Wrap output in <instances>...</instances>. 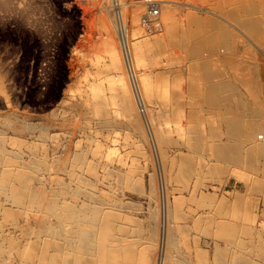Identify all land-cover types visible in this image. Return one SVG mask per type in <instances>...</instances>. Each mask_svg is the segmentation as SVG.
<instances>
[{
  "label": "bare ground",
  "instance_id": "6f19581e",
  "mask_svg": "<svg viewBox=\"0 0 264 264\" xmlns=\"http://www.w3.org/2000/svg\"><path fill=\"white\" fill-rule=\"evenodd\" d=\"M167 3L163 6L165 23L173 18ZM219 3V9L239 25H220L212 18L205 21L194 19L193 29L171 25L169 31L172 46L181 51L182 57L178 61L187 62L189 71L199 79L198 87L189 91L190 110L181 115L185 120L179 121L175 130L180 138L176 140L180 148L184 147L188 152L180 149L176 157L177 176L184 182L193 175L199 177L194 191H190L198 194L194 199L202 209L198 212L197 209L192 210L197 213L192 214L191 223L179 225L169 221L162 228L159 222L148 238L150 233L147 237L144 235V227L130 212L127 203L116 199L100 184L91 182L85 173H78L90 171L88 166L87 170L84 168L87 161L83 153H77L71 165L64 163L60 166L66 173V178L60 179L49 174L44 161L35 156L29 162L12 163L3 142H0V264H256L252 255L264 260V225L259 224L256 214L243 217L244 223L239 224L224 218L222 209L206 212L204 208L209 204L215 205L213 202L218 203L205 189L209 185L202 188V176L207 178L222 173L236 179H247V175L255 171L256 163L264 164V0H219ZM12 4L13 0H0L4 9H10ZM121 14L117 32L113 20L109 22L110 19L106 18L109 36L106 42L103 39V43L95 46L99 51L103 48L118 53L120 58L122 55L127 75L132 79L137 75L135 64H146L147 51L152 50L154 60L158 52L164 51V36L156 40L153 49H148L138 38V41L131 42L130 28L134 36L139 34L136 16H132L129 25L124 9ZM86 17L89 22L88 14ZM157 17L151 19L156 20ZM236 43L245 45L243 55L238 56L240 52L233 48ZM216 44L224 45L228 51L221 56L216 55L220 51L216 52ZM205 52L209 54L205 55ZM124 75L126 77V73ZM151 85L147 77H142L135 83L134 96L130 86L122 82L117 94L113 92L114 95L108 94L102 101L96 100L98 102L94 105L102 109L99 119L103 125H109L108 104L115 107L112 114L124 116V119L128 117L132 122L131 119L139 117L137 102L146 109L145 97L150 102L161 104L159 118H172L167 99L163 93L160 98L152 95ZM241 87L246 88L247 94ZM84 103L88 106L87 111L93 112L92 104ZM142 111L144 117L146 112ZM171 132L170 129H155L153 134L158 135L164 144L176 143L175 139L166 138ZM196 155L209 156L226 167L242 171L238 174L230 169L226 173L216 167H206L202 165L203 161L194 157ZM259 185L255 180L250 181L246 185V194L258 191ZM240 195L236 198L241 201L244 197ZM183 204V199L176 198V220L183 219L185 215ZM191 231L194 236L190 242L188 236ZM200 235L206 240L202 241Z\"/></svg>",
  "mask_w": 264,
  "mask_h": 264
},
{
  "label": "rangeland",
  "instance_id": "374dc122",
  "mask_svg": "<svg viewBox=\"0 0 264 264\" xmlns=\"http://www.w3.org/2000/svg\"><path fill=\"white\" fill-rule=\"evenodd\" d=\"M166 1L173 14L168 23L162 18ZM158 2L160 13L156 20H150V25L143 24L148 10L146 0H13L10 9H4L0 5V142H3L8 158L17 164L29 162L35 156L44 161L49 174L64 179L66 173L60 166L64 163L71 165L73 157L77 153H83L87 161L84 168L87 170L88 166L90 171L82 170L78 173H85V177L91 182L100 184L99 186L117 197L116 199L127 203L130 212L139 218L146 237L150 232L154 233L153 230H156L159 222L162 228L173 221L174 224L189 225L193 215L202 209L194 199L198 198V194L191 193L199 177L193 175L184 182L177 176L178 168L174 164L179 151L188 153L176 141L180 138L175 130L179 127V121L185 120L181 115L190 110L189 91L198 87L199 79L189 71L187 62L178 61L182 57L181 51L172 46L170 27L176 25L193 29L194 19L205 21L211 18L216 19L220 25H239L219 9V0ZM123 9L129 25L135 15L137 28L140 29L138 36H134L130 28L131 42L139 40L148 49H153L156 40L164 36V51L158 52L155 60L152 50L147 51L146 64H135L137 75L133 80L127 75L122 55L120 58L118 53L103 48L99 51L96 48L109 36L106 29L107 19H110L109 22L113 20L114 30L117 32L116 25L119 26L122 20ZM87 14L89 22L86 19ZM88 40L92 42V46ZM242 45L236 43L233 47L240 52L238 56L244 54L245 45ZM93 47L95 49H91ZM215 50H220V53H216L219 56L228 51L224 45L217 44ZM208 54L205 52V55ZM93 61L95 62L92 63ZM142 77H147L152 83V95L160 98L163 93L171 107L172 118H159L161 104L150 102L145 97L146 109L136 101L139 117L136 120L131 119L133 123L128 117L124 119V116L117 117L112 114L115 107L108 104L107 118L111 126L103 125L102 119H99L102 109L94 103L117 94L122 82L130 86L135 96V83ZM111 88L116 90L111 91ZM241 89L247 94L246 88ZM262 93L264 96V87ZM85 101L92 104L93 112L87 111ZM140 110L146 112L144 117ZM208 116L207 113L206 117ZM118 118L122 120L119 122ZM155 129L172 130L166 138L175 139L176 143L164 144L158 135L153 134ZM194 157L203 161L202 165L216 167L221 172L227 173L231 169L239 174L242 171L239 168L226 167L209 156ZM263 165L261 162L256 163L255 171L247 175L249 180L228 177L222 173L207 178L202 176V188L209 185L205 189H208L218 203L216 205L213 202L215 205L209 204V207H204L207 210H204L209 212L222 209L224 218L228 217L230 221L235 220L239 224L244 223L243 217L256 214L259 224L264 225ZM254 180L256 185L260 184V189L246 194V185ZM217 188L220 190H216ZM239 194L244 197L241 201L236 198ZM176 198L184 200L182 211L185 215L181 218L182 221L175 219ZM213 207L214 209H209ZM192 210L197 212L193 213ZM187 212L189 213L186 214ZM189 233L188 239L191 242L194 232ZM150 236L151 233L148 238ZM200 236L202 241L204 238L206 240L205 236ZM256 256L252 255L254 262L263 264L264 260Z\"/></svg>",
  "mask_w": 264,
  "mask_h": 264
},
{
  "label": "built area",
  "instance_id": "2783aa9c",
  "mask_svg": "<svg viewBox=\"0 0 264 264\" xmlns=\"http://www.w3.org/2000/svg\"><path fill=\"white\" fill-rule=\"evenodd\" d=\"M148 7H147V14L143 19V24H150L152 23L151 18L157 17L159 13V2L158 0H146Z\"/></svg>",
  "mask_w": 264,
  "mask_h": 264
}]
</instances>
